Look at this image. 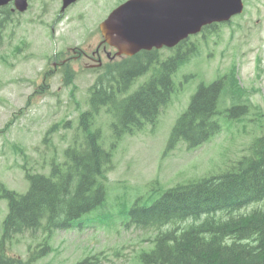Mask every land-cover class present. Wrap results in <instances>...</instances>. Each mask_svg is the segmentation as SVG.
Wrapping results in <instances>:
<instances>
[{"label":"rangeland","instance_id":"374dc122","mask_svg":"<svg viewBox=\"0 0 264 264\" xmlns=\"http://www.w3.org/2000/svg\"><path fill=\"white\" fill-rule=\"evenodd\" d=\"M124 1L81 0L52 31L60 0H33L27 12L10 16L0 27V182L7 187L25 192L29 187L26 171L49 174L52 155L64 156V147L79 133L80 114L90 107L88 90L100 69L88 70L82 62L75 63L80 71L72 95L62 85L61 72L52 70V51L63 46L92 50L94 34L100 35L99 23ZM206 32L208 36H191L183 46L185 51L193 46V51L173 73L172 99L161 109L156 125L147 124L116 144L105 203L76 220V227L56 229L50 239L52 250L33 264H74L89 254L98 255L99 264H146L141 255L154 247V242H145L154 232L126 227L132 205L151 204L178 183L224 172L249 151L254 138L264 135V0H245L243 12L231 23ZM175 52V48L159 51L162 59ZM150 74L152 70L136 83ZM224 75L226 89L216 115L221 130L195 149L180 141L166 150L173 125L198 86ZM241 100L248 103L249 111L230 116L226 109ZM65 121L72 127H64ZM111 121L103 109L93 124L101 129L106 148L114 141ZM57 122L59 127L48 133ZM45 135L50 138L48 144L43 142ZM7 209L8 202L2 199L0 235ZM43 234L16 237L6 245V253L26 259Z\"/></svg>","mask_w":264,"mask_h":264},{"label":"trees","instance_id":"16d2710c","mask_svg":"<svg viewBox=\"0 0 264 264\" xmlns=\"http://www.w3.org/2000/svg\"><path fill=\"white\" fill-rule=\"evenodd\" d=\"M1 13H7L0 19L3 25L10 11L4 7ZM185 44L182 41L173 55L163 59L158 50L143 51L107 67L91 88L90 108L80 114V131L66 148L65 160L55 163L49 175L27 172L30 184L25 193L0 183V200L8 201L0 235V264H33L52 250L50 239L56 229L70 228L105 203L107 173L114 168L112 149L121 138L147 124L156 125L174 91L173 73L193 51V46L182 50ZM151 70L150 77L129 93L136 79ZM226 81L222 76L198 86L174 123L168 149L180 140L197 147L220 131L215 117L220 113L218 103ZM103 109L112 117L114 141L109 149L103 144L101 129L93 125ZM226 111L238 117L247 113L248 105L235 103ZM250 150V155L222 173L178 183L151 204L132 205L129 224L155 232L154 247L141 255L146 264H264V205L247 209L255 202L264 204V136L255 138ZM40 231L44 234L38 248L30 250L26 260L8 256L6 245L16 237ZM97 263L86 257L74 264Z\"/></svg>","mask_w":264,"mask_h":264},{"label":"water","instance_id":"95a60500","mask_svg":"<svg viewBox=\"0 0 264 264\" xmlns=\"http://www.w3.org/2000/svg\"><path fill=\"white\" fill-rule=\"evenodd\" d=\"M11 0H0V6ZM27 0H15L25 10ZM75 0H64L66 7ZM243 0H127L101 23L105 40L119 53L172 47L204 25L229 20L242 12Z\"/></svg>","mask_w":264,"mask_h":264},{"label":"flooded vegetation","instance_id":"af4514ba","mask_svg":"<svg viewBox=\"0 0 264 264\" xmlns=\"http://www.w3.org/2000/svg\"><path fill=\"white\" fill-rule=\"evenodd\" d=\"M94 45L92 50L84 49L79 47L78 49H74L73 55L62 54L56 62L61 63L58 68H60L63 64H66L69 61H78L80 59L87 58L88 61H101L106 62L107 60H112L116 55V50L111 47L108 43L103 41L102 36H97L94 34ZM56 64V63H55Z\"/></svg>","mask_w":264,"mask_h":264}]
</instances>
